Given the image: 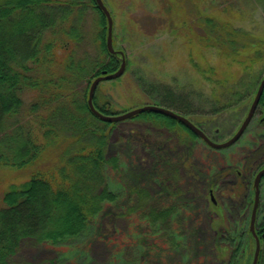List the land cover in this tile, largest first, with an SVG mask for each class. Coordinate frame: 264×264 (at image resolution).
<instances>
[{
  "label": "trees",
  "instance_id": "trees-1",
  "mask_svg": "<svg viewBox=\"0 0 264 264\" xmlns=\"http://www.w3.org/2000/svg\"><path fill=\"white\" fill-rule=\"evenodd\" d=\"M158 3L166 27L185 40L190 66L210 85L211 99L222 110L249 101L264 71L241 88L226 84L244 83L246 76L264 66V37L254 38L217 12L206 13L203 0ZM90 11L95 24L87 32ZM106 25L95 0H0V181L6 183L0 205V264H8L22 239L57 244L81 235L103 205L118 198L108 185L107 170L117 171L118 159L106 155L115 123L101 121L87 106L90 82L119 66L118 54H110L106 47ZM86 45L96 55L80 54ZM82 81L83 93L77 90ZM98 86L92 99L98 111L105 115L128 111L110 112L112 104L99 94ZM23 96L29 98L27 104ZM154 102L190 120L195 113L182 96L170 91ZM259 103L264 104V91ZM24 119L27 122L20 125ZM126 120L165 128L181 142L197 139L165 115L143 112ZM8 122L15 123L11 131ZM129 193L137 198L138 209L149 198L140 187H131ZM172 217L170 205L145 212L147 224L157 230ZM247 234L254 249L248 229ZM263 243L257 264H264Z\"/></svg>",
  "mask_w": 264,
  "mask_h": 264
},
{
  "label": "rangeland",
  "instance_id": "rangeland-1",
  "mask_svg": "<svg viewBox=\"0 0 264 264\" xmlns=\"http://www.w3.org/2000/svg\"><path fill=\"white\" fill-rule=\"evenodd\" d=\"M103 2L114 17V48L122 51L129 62L120 78L98 86L99 94L112 104L110 112L161 106L154 101L170 91L189 103L195 112L192 122L205 125L207 121L206 129L211 134L213 129L219 130L215 139L227 138L241 111L227 109L204 115L219 103L211 99L210 85L190 66L185 40L166 27L158 0ZM203 4L201 9L206 13L217 12L254 38L264 37V0H203ZM91 13L87 16V32L94 29ZM83 48L80 54L96 55L93 47ZM261 71L262 65L240 80L244 83L236 81L226 86L241 88ZM85 87L86 81L79 82L77 90L83 93ZM23 97L27 104L29 98ZM24 121L20 120V125ZM7 125V131H11L15 123ZM255 130L252 124L244 141ZM185 139L181 142L177 134L150 123L116 122L106 150L107 158L118 159L117 171L107 169L108 185L118 195L116 202H106L89 228L77 237L57 244L22 239L8 257V264H250L254 249L247 234L249 188L245 178L233 181L236 171L241 176L250 174L248 165L242 169L241 163L239 168L232 163V159L241 158L235 147L205 155L199 141L189 143V138ZM5 184L2 179L0 205ZM131 187L148 192L141 209L136 208L137 198L129 193ZM260 204L263 211L264 201ZM169 205L173 210L169 223L160 230L151 228L145 219L146 210Z\"/></svg>",
  "mask_w": 264,
  "mask_h": 264
},
{
  "label": "flooded vegetation",
  "instance_id": "flooded-vegetation-1",
  "mask_svg": "<svg viewBox=\"0 0 264 264\" xmlns=\"http://www.w3.org/2000/svg\"><path fill=\"white\" fill-rule=\"evenodd\" d=\"M260 84V80L256 85V90L255 92L252 94V96L249 98V101L242 103V104H234L233 106H231L229 108L230 112H234V110L239 109L241 111V115L239 116V118L237 119V124L236 127H234L233 131L231 132L230 135H228L227 138H225L224 140H217L214 137L219 133L218 129H213L211 132L213 134H211L207 129V121H205V125L203 124H196L194 122H191L198 127V129L202 132V134L204 135V137H200L197 136V139L195 141H199L201 147H202V154H205L209 151L212 154H217L220 153L226 149H230L232 147H235L238 152L240 153L241 158L236 157V161H234V159H232V163H235V167H240L238 165V163H241V168L245 169V167L248 165V170L250 172L249 175H245V173L242 174L239 171H236L235 173H233L234 175V182L238 180V177H240V179H246L245 184L248 186L249 188V206H251L250 202H253L254 199V179L257 175V173L259 171H261L264 168V104H260L259 102L257 103L255 109L253 110V114L251 116L250 121L248 122L246 128L244 129V131L242 132V134L239 136V138L231 145L227 146V147H223V148H216L214 147L211 143L213 144H222L227 142L228 140H230L235 133L237 132V130L239 129V127L241 126L242 122L244 121V119L246 118L249 109H250V105L255 97L256 91L259 87ZM248 84H245V86ZM264 91V87L262 92ZM225 110L221 109V106L212 108L210 110H206L204 112V115H213L217 112H224ZM190 120V119H189ZM256 125V130L254 131V133H252V137L248 140V141H244V134L247 133L248 128L252 125ZM189 143H191L189 141ZM188 149L191 151V147L188 146ZM254 158L253 160L251 158ZM205 162V161H204ZM229 163H230V159H229ZM211 166L213 165V163H210ZM231 167V166H230ZM225 179V177L221 178V180ZM229 181V180H228ZM227 181V182H228ZM241 184V183H240ZM243 184V183H242ZM258 187H259V201H264V174H262L261 178L259 179V183H258ZM210 200L212 201V203H214L213 198L210 194ZM261 206V204H260ZM256 223H255V227L256 230L259 231L262 229V231L259 233V237L262 235V233H264V210H261V207H259L258 213L256 215Z\"/></svg>",
  "mask_w": 264,
  "mask_h": 264
},
{
  "label": "water",
  "instance_id": "water-1",
  "mask_svg": "<svg viewBox=\"0 0 264 264\" xmlns=\"http://www.w3.org/2000/svg\"><path fill=\"white\" fill-rule=\"evenodd\" d=\"M95 2L97 4V6L99 7V9L103 12V14L106 17V22H107V26H106V28H107L106 47H107L109 53H111V54L118 53L119 54L120 64H119V67L117 68V70L115 72L109 73V74H107L106 72H102V74L100 76L95 77L91 81L89 88H88V94H87V106H88L90 112L93 115H95L97 118H99L101 121L106 122V123H115V122L126 120V119H128L134 115H137V114H140L143 112H152V113L161 114V115H165V116H168L170 118H173V119L177 120L178 122H180L181 124H183L185 127H187L196 136H200V137L203 136L204 137V135L198 129V127H196L194 124H192L188 119H186L182 115H179L176 112L169 110V109H166L164 107H160V106H156V105H144V106L126 111V112H124L122 114H118V115H105V114H102L98 110L95 109V107L93 106V103H92V99H93V95H94V92H95L97 85L103 81H111V80H115V79L119 78L124 73L125 66H126L125 57H124L123 53L121 51L115 50L112 46V18L110 16V13L107 10V8L105 7V5L103 4L102 0H95ZM263 87H264V76L262 77V79L260 81V84H259V87L256 91L255 97H254V99L250 105L249 112H248L246 118L244 119V121L242 122L241 126L239 127V129L235 133V135L225 143H222V144L211 143L214 147H216V148L227 147V146L233 144L239 138V136L242 134V132L246 128L248 122L250 121L251 116L253 114V110L255 109L257 103L259 102ZM262 174H264V168L257 173V175L254 179V199H253V205H252V210H251L250 220H249V232H250L251 236L253 237L254 243H255L253 258H252L251 264H257L258 255H259V251H260V239L256 235L255 220H256V212H257L258 205H259L258 183H259V179L261 178ZM261 238H264V233L261 235Z\"/></svg>",
  "mask_w": 264,
  "mask_h": 264
}]
</instances>
